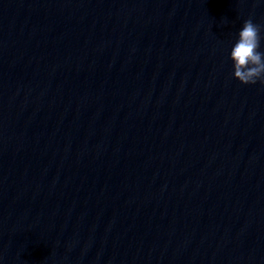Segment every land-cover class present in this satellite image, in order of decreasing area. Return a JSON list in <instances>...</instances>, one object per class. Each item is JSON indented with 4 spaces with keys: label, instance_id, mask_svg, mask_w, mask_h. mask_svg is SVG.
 Segmentation results:
<instances>
[{
    "label": "clouds",
    "instance_id": "1",
    "mask_svg": "<svg viewBox=\"0 0 264 264\" xmlns=\"http://www.w3.org/2000/svg\"><path fill=\"white\" fill-rule=\"evenodd\" d=\"M261 31V26L251 18L245 20L230 51L233 77L245 85L256 84L257 81L264 84V51H260Z\"/></svg>",
    "mask_w": 264,
    "mask_h": 264
}]
</instances>
